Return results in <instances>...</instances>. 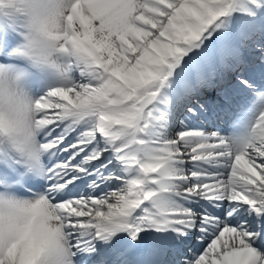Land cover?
<instances>
[{
  "label": "snow or ice",
  "instance_id": "1",
  "mask_svg": "<svg viewBox=\"0 0 264 264\" xmlns=\"http://www.w3.org/2000/svg\"><path fill=\"white\" fill-rule=\"evenodd\" d=\"M0 264H264V0H0Z\"/></svg>",
  "mask_w": 264,
  "mask_h": 264
}]
</instances>
